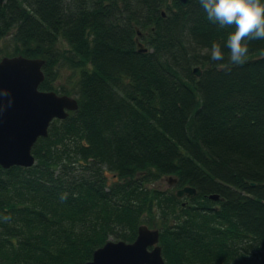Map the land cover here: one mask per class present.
<instances>
[{
    "label": "trees",
    "instance_id": "trees-1",
    "mask_svg": "<svg viewBox=\"0 0 264 264\" xmlns=\"http://www.w3.org/2000/svg\"><path fill=\"white\" fill-rule=\"evenodd\" d=\"M228 31L199 0H0V59H43L39 90L78 103L0 167V264H82L140 225L165 264H262L264 40L233 66Z\"/></svg>",
    "mask_w": 264,
    "mask_h": 264
},
{
    "label": "water",
    "instance_id": "water-1",
    "mask_svg": "<svg viewBox=\"0 0 264 264\" xmlns=\"http://www.w3.org/2000/svg\"><path fill=\"white\" fill-rule=\"evenodd\" d=\"M186 7L188 0H178ZM137 50L145 52L144 45L137 40ZM41 58L22 55L4 56L0 59V167H30L35 158L32 147L39 137L48 135V127L53 119H64L70 111L78 107L77 100L55 91L39 90L44 79ZM199 76L200 71L194 68ZM169 183L175 182L171 177ZM196 190L185 186L176 191L194 196ZM218 199V195H209ZM159 230L140 225L132 242L122 240L107 241L93 252L92 259L82 264H165L158 244ZM264 264V257L261 260Z\"/></svg>",
    "mask_w": 264,
    "mask_h": 264
},
{
    "label": "clouds",
    "instance_id": "clouds-1",
    "mask_svg": "<svg viewBox=\"0 0 264 264\" xmlns=\"http://www.w3.org/2000/svg\"><path fill=\"white\" fill-rule=\"evenodd\" d=\"M199 4L208 21L220 29H230L224 42L228 49L227 60L233 66H243L250 42L264 40V0H199ZM208 54L212 61L225 60L219 43L213 42ZM4 219L8 221L11 217Z\"/></svg>",
    "mask_w": 264,
    "mask_h": 264
},
{
    "label": "rangeland",
    "instance_id": "rangeland-1",
    "mask_svg": "<svg viewBox=\"0 0 264 264\" xmlns=\"http://www.w3.org/2000/svg\"><path fill=\"white\" fill-rule=\"evenodd\" d=\"M171 178H173V177H171ZM167 178H164V179H162L161 180V182L158 184L161 188H166V187H168L169 188V186H171L170 184H169V182L166 180ZM173 179H175V178H173ZM172 187V186H171ZM181 189V188H180ZM178 190V189H177ZM183 200H185V199H183ZM150 229H154V228H150Z\"/></svg>",
    "mask_w": 264,
    "mask_h": 264
},
{
    "label": "flooded vegetation",
    "instance_id": "flooded-vegetation-1",
    "mask_svg": "<svg viewBox=\"0 0 264 264\" xmlns=\"http://www.w3.org/2000/svg\"><path fill=\"white\" fill-rule=\"evenodd\" d=\"M186 197H188V198H190L189 196H187V195H184L181 199L183 200L184 198H186ZM187 201L186 200H184V202H182V204L184 205V203H186Z\"/></svg>",
    "mask_w": 264,
    "mask_h": 264
},
{
    "label": "bare ground",
    "instance_id": "bare-ground-1",
    "mask_svg": "<svg viewBox=\"0 0 264 264\" xmlns=\"http://www.w3.org/2000/svg\"><path fill=\"white\" fill-rule=\"evenodd\" d=\"M173 179V178H172ZM176 180V179H175ZM171 186L172 185H175L176 184V181L175 182H172V183H169ZM191 187V186H190ZM193 188V187H192ZM195 189V188H194Z\"/></svg>",
    "mask_w": 264,
    "mask_h": 264
}]
</instances>
